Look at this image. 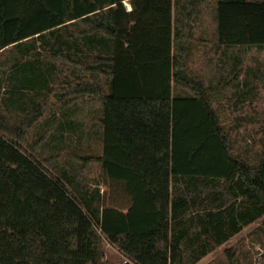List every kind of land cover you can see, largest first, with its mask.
<instances>
[{
    "label": "trees",
    "instance_id": "1",
    "mask_svg": "<svg viewBox=\"0 0 264 264\" xmlns=\"http://www.w3.org/2000/svg\"><path fill=\"white\" fill-rule=\"evenodd\" d=\"M100 1L0 0V50L94 11ZM123 1L111 0V22L90 24L115 39L110 94L95 84L70 87L103 101L102 188L86 198L24 149L41 104L11 136L0 132V264H106L104 238L135 264H195L264 215V142L257 163L237 156L202 81L184 80L191 96L172 94V79L186 66L179 46L185 22L205 0H131L127 14ZM217 13L224 45H264V0H218ZM237 175L247 184L237 193L252 199L248 209L226 206L220 214L229 219L215 234H175L182 179L193 198L199 181L228 184Z\"/></svg>",
    "mask_w": 264,
    "mask_h": 264
},
{
    "label": "crops",
    "instance_id": "2",
    "mask_svg": "<svg viewBox=\"0 0 264 264\" xmlns=\"http://www.w3.org/2000/svg\"><path fill=\"white\" fill-rule=\"evenodd\" d=\"M217 2L218 0H205L197 8L193 17L187 19L185 22V37L180 40L179 46L184 50L186 66L180 69L181 74L179 80H177L176 77L172 79V94L173 96L182 97L193 95V90L184 80L196 78L202 81L205 87L208 88V95L211 99L212 107L216 110L218 115L222 110V104L220 103L221 94L216 90L220 92L228 90L231 92V109H237L236 105L245 104V109L249 107V110L252 111L254 105L258 103L255 96H264V56L261 59V66L259 69L253 67L246 68L239 65L243 64L245 57L239 55L237 49L240 48L241 51H246L250 47L256 45L226 46L221 42L219 36ZM123 3L125 5L122 10L124 14L133 10L134 7L131 0H124ZM208 4L211 5L208 6ZM113 6L114 4H112L111 0H102L98 2L94 11L88 12L86 10L84 14L78 17H71L65 24L53 27L43 33L35 34L34 36L27 37L20 41L27 45L28 55L38 53L37 62L47 66L43 71L39 70V73L43 72L46 77L52 81L60 79V76L63 77V79H70L71 85L76 83L95 84L94 82H98L100 77H108L109 86L107 89L103 88L101 85H95L101 86L107 94H110L112 77L109 75L111 68L108 58L114 54L115 39L106 33L104 29L95 28V30H92L90 24L91 22L97 24L103 21L111 22L114 13ZM214 7L216 8V12ZM180 10L181 8L178 10L173 9L172 12L173 36H175L176 31L174 29V23L175 20L180 17ZM59 29L60 33L55 34V31ZM20 42L12 43L2 48L0 50V55ZM257 47L263 49L264 45ZM97 57L101 58L102 65L100 69H98L99 65L95 63L97 60L95 58ZM4 58V64L10 61L7 56ZM63 64L64 66L66 65V68H63ZM94 65L96 67H94ZM208 69H212L214 72L215 81L213 83L206 81L204 73ZM55 86L56 85H52V83H50L49 86V81L46 83V88L50 89V94L51 88L53 89ZM64 100L69 106L71 105V108H67L69 115L76 112L73 121L76 120L75 123H81V125L87 123V128L83 129V132L87 133V136L90 138L88 142H95L94 138L99 142V147L101 148L98 147V152H100V154H97L95 159L98 161L100 179L96 180L93 186L88 184L89 182H81L82 172L86 167L80 170L74 169L72 166H70V168L66 167V164L61 162V160H63V157H60L62 153L53 154V161L55 162L53 166L55 169L52 172L63 179L76 193L82 192L85 194L86 198H88L90 197V192L93 191L94 188H102L103 166H101L100 163L102 162L99 158L103 157L105 152V125L103 123L105 109L102 99L93 94H72L71 92L68 98L65 96ZM95 102H97L96 105ZM55 105L57 104H54V106ZM59 115L60 114L57 113V116ZM95 116L97 117L96 122ZM219 117L223 124L220 115ZM39 119H42V116ZM263 119L264 114L263 117H260L262 121L261 125L264 127ZM89 124L92 125L91 131L88 129ZM64 130L63 134L66 135ZM81 134L82 132L77 136L74 134L73 136L69 135V143L77 144L78 148L82 150L81 154H84L83 157L91 158L90 154L85 155V151H92L91 147L89 149H84V147L82 148L79 145V142H86L79 138ZM263 142L264 135L261 144H257L256 142V146H260L258 149L254 146L253 141L248 139V141L245 142V146H237L239 149H242V147L246 148L244 149L245 153H236L235 148L237 147L234 148L235 139L231 141L236 155L240 158L250 160L253 163H257L260 156L258 157L256 155L255 158L254 154L249 152V150L257 148L258 154H261ZM238 143L244 144V141L240 140ZM68 150L74 151L75 148L70 147ZM76 150L80 153V150ZM91 159H87V161ZM204 182L205 183L199 181L198 190L195 192V195H192L193 198H191L190 189L186 187L184 180H181L182 201L176 205L179 217L174 223L173 230L175 234H193L195 232L196 234H215V227H219L221 222H226V218L229 219L227 214H220V211H223L226 206L233 204L237 212V209H248V206L252 204V199H250L247 194L237 193L242 188H247V184L245 185L242 182L239 175L233 178L228 184L223 178H215L213 183L210 184H207L206 180ZM226 199H230L229 203L222 205V202ZM263 217L264 215L244 225L242 229L235 234H264V224L259 226ZM221 232L222 231L219 230V233ZM233 239L234 238H231L229 240ZM210 253L208 252L201 259L206 256L208 257ZM200 260H198V262Z\"/></svg>",
    "mask_w": 264,
    "mask_h": 264
},
{
    "label": "rangeland",
    "instance_id": "3",
    "mask_svg": "<svg viewBox=\"0 0 264 264\" xmlns=\"http://www.w3.org/2000/svg\"><path fill=\"white\" fill-rule=\"evenodd\" d=\"M210 5L208 4V6ZM214 9L216 12L215 7ZM59 33L60 29L55 31V34ZM27 49V45L20 42L0 55V132L11 136V129L20 125L24 121L26 114L33 110L35 106L41 104L43 106L42 119H39L40 116L27 129L22 141L24 149L33 155L39 156L40 161L51 171L55 169L53 166L55 164L53 154L62 153L60 157H63V160L61 162L65 163L66 167L70 168L72 166L77 170L86 167L82 172V180L78 179L81 182H89L88 184L93 186L94 182L100 179L98 161L95 159V156L97 157V154H100L98 152L99 142L94 136L95 142H88L90 138L87 133L83 132V129L87 128V123L83 125L81 123L76 124V120L73 121L76 112L72 115L67 112V108H71V105L69 106L64 99L65 96L68 98L69 93H71L70 87L74 84L71 85L70 79H63L61 76L60 79L52 81L43 72L39 73V70L43 71L47 66L37 62L38 53L28 55ZM237 52L245 57L243 64H239L240 66L259 69L261 59L264 56V48L253 46L246 51H241L238 48ZM3 56H7L10 61L4 64L5 58ZM63 68H66V65L64 66L63 64ZM204 75L206 76V81H210V83L215 81L212 69H208ZM48 81L49 86L50 83L56 85L53 89L51 88V94L50 89L46 88ZM94 83L101 85L105 89L109 86L108 77H100L99 81ZM216 91L221 94L220 103L222 104V110L219 115L223 125L229 132L231 141L235 139L234 148L245 146V142L248 139L253 141L255 147H257L256 142L261 144L264 127L261 125L260 117H263L264 114V96H255L258 103L254 105L252 111L249 110V107L245 109V104L236 105L237 109H231V92L228 90ZM54 104L57 105L54 106ZM96 104L97 102H95ZM57 113L60 115L57 116ZM96 120L97 117L95 116V122ZM88 129L89 131L92 130L91 124L88 125ZM63 130L66 135L63 134ZM78 130L82 132L79 138L86 141L79 142V145L82 148L84 147V149L91 147L92 151H85V155L90 154V157L93 158H89L91 159L90 161L83 157L84 154H81L82 150L78 148L77 144L69 143V135H79L80 132ZM240 140L244 141V144L238 143ZM70 147L75 148V150H68ZM238 147L235 148L236 153H245L244 149L246 148L242 147V149H239ZM259 147L258 145L257 148L259 149ZM257 148L249 150V152L254 154L255 158L256 155L260 156ZM76 149L80 150V153ZM100 164L102 166V163ZM262 219L259 226L264 224V217ZM235 235L232 237L234 238L233 240H228L222 245L215 247L210 251L211 253L209 252L208 257H204L195 264H231V261L233 264H264V234ZM103 247L106 264H122L126 259V256L116 246L108 242L106 238L103 240ZM231 255L232 257H230ZM186 260H190L188 253L186 254Z\"/></svg>",
    "mask_w": 264,
    "mask_h": 264
},
{
    "label": "built area",
    "instance_id": "4",
    "mask_svg": "<svg viewBox=\"0 0 264 264\" xmlns=\"http://www.w3.org/2000/svg\"><path fill=\"white\" fill-rule=\"evenodd\" d=\"M127 261H129V262L132 263V264H135L134 262H131V260L128 259V258H126V259L123 261V263H125V262H127Z\"/></svg>",
    "mask_w": 264,
    "mask_h": 264
}]
</instances>
